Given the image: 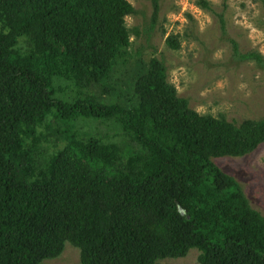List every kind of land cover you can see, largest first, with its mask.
Returning a JSON list of instances; mask_svg holds the SVG:
<instances>
[{"label":"trees","instance_id":"1","mask_svg":"<svg viewBox=\"0 0 264 264\" xmlns=\"http://www.w3.org/2000/svg\"><path fill=\"white\" fill-rule=\"evenodd\" d=\"M160 10L154 0V24ZM135 12L128 0H0V264H42L67 243L82 264L193 249L199 264H264V215L215 161L264 144V118L200 114L156 57L125 77ZM242 58L264 69L261 53Z\"/></svg>","mask_w":264,"mask_h":264},{"label":"rangeland","instance_id":"2","mask_svg":"<svg viewBox=\"0 0 264 264\" xmlns=\"http://www.w3.org/2000/svg\"><path fill=\"white\" fill-rule=\"evenodd\" d=\"M128 1L136 12L126 18L132 45L125 77L129 78L142 60L148 63L156 57L166 62L168 80L179 95L188 98L200 114L238 122L264 118V69L242 58L250 52L264 55V0H209L227 20L225 31L218 15L202 8L198 0H160L156 24L154 0ZM170 37L178 38L179 49L168 45ZM121 86L129 93L126 85ZM85 125L88 132L97 129ZM99 129L102 134L108 132V125ZM215 161L241 183L252 207L264 215V144L248 155ZM198 257L199 250L193 249L186 257L159 264H199ZM42 264H82L81 249L67 243L59 257Z\"/></svg>","mask_w":264,"mask_h":264}]
</instances>
